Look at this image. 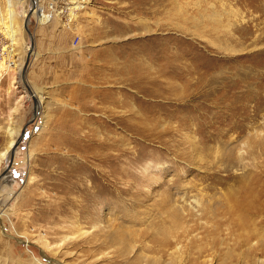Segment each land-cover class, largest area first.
Instances as JSON below:
<instances>
[{"label": "rangeland", "instance_id": "374dc122", "mask_svg": "<svg viewBox=\"0 0 264 264\" xmlns=\"http://www.w3.org/2000/svg\"><path fill=\"white\" fill-rule=\"evenodd\" d=\"M13 1L0 151L11 120L25 135L0 166V264H140L177 235L182 264L264 259V0H84L29 30ZM32 39L51 49L30 78Z\"/></svg>", "mask_w": 264, "mask_h": 264}, {"label": "bare ground", "instance_id": "6f19581e", "mask_svg": "<svg viewBox=\"0 0 264 264\" xmlns=\"http://www.w3.org/2000/svg\"><path fill=\"white\" fill-rule=\"evenodd\" d=\"M2 2L3 1L0 0V32L4 33L7 36L8 40L11 41V44L10 45L8 44L9 46L8 45L5 46L4 49L2 48L3 50H5V52L8 51L7 52L8 57L6 58L5 61L3 59H2V61H0V70L1 71L6 69V66L8 65V63H7L8 58H11L14 55L13 53L15 51V46H16V44H19V39H20V36H21V31H22V27L19 26L20 24H19V21H18L16 9H15L16 2H14L13 0H7L6 4H4ZM40 2H41L40 0H36V10L34 11L32 9L33 10V14L37 15L38 18H39V21H42L43 24L52 22L55 18L53 17L52 19H50V16L47 15L48 12H49V11L46 10L47 6H43ZM83 2H84V0L83 1L82 0L81 1L80 0H73L72 1V4H74V6H71L69 8V10H68V13L71 14L70 19H74L75 18V16L77 15V10L82 7L80 3H83ZM28 14H29L28 10H25L24 14H23V18H27ZM3 50L1 51V55H2ZM3 54H5V53H3ZM38 94H39L38 91H32V96H35V97L38 98V102L37 103H38V108L40 110V107L43 104V96H40ZM22 104H23L22 100L17 99L16 106L11 108L12 113L15 114L16 112H18V110H20L19 108H21ZM7 131L9 133V140L7 142L6 147L3 150L0 151V166L3 163V161H5V160L10 162L11 158H12V154L15 157L16 151H17V149L19 147L18 144L20 143V140L23 138V137L21 138V134L23 136V133H22V131L20 132V130L17 127V125H16L14 120L13 121L11 120L10 124L8 125ZM24 131H25V129L23 130V132ZM239 152L241 154V149H239ZM10 169H11V167H9V170L7 172H4V174L2 176L1 182H3L4 184L2 185L0 183V194H1V192L3 190H5L6 188L11 187L13 185L12 181L9 178V176L11 174ZM247 191H246V195L245 196H249L250 193L254 191V188L252 187L251 191H248V192ZM200 193L202 195H207V197L209 196V198L211 197V195L208 192H204V190L201 191ZM168 198H169V200H172L173 204L175 205L174 196H170ZM209 200H211V199H208L207 201H209ZM196 202H198V204H200V201L197 200V199H196ZM235 204H236L235 206L238 205L237 207L239 208V209L234 211L235 214H239L238 220L242 221L244 223L248 222V212L242 210L241 206L238 203L235 202ZM203 208H205V207H203ZM253 208L256 211H258V212L262 211L260 209L261 206L260 207L255 206ZM193 209H194V207L191 205V210H193ZM174 214H175L174 217L172 216L174 218L173 221L175 222V224H177V226H179L180 218H182L183 215H185V208H183L182 206L180 207L179 205H177L176 206V211H175ZM186 230H187V232L189 234L190 233L189 229H186ZM155 239L158 240L159 243H164V242L165 243H169V241H170L169 237H167V238H155ZM112 241H114L116 243V242H119L120 240H118V238H114V239H112ZM171 241H172L170 243L171 246L167 245V244H165V246L167 248H169V247L173 248V246L175 245V247L170 252H166V254H165L166 256H164V255H161V256H148L147 254H142V256H139V258H138V260H140L139 263L140 264H182L183 254L187 253L180 246V243L182 242V240L181 239L179 240V237L177 235L176 242L173 241V240H171ZM263 241H264V239H263ZM255 243H257V242H255ZM250 244H252V243H250ZM160 245H163V244H160ZM261 247H262V249H264V243L261 245ZM133 250H134V247L131 248L132 252H133ZM168 250H170V249H168ZM197 250H199V252L202 251V246L201 245L197 246ZM229 254H231V253H229ZM199 256H200V254H198V256H194V258H192V259L194 261H196L199 258ZM227 257H230V256L228 255ZM53 264H62V263L58 262V263H53ZM223 264H225V263H223ZM242 264H264V259H262V260H260V259H254V260L247 259L245 262H242Z\"/></svg>", "mask_w": 264, "mask_h": 264}, {"label": "built area", "instance_id": "2783aa9c", "mask_svg": "<svg viewBox=\"0 0 264 264\" xmlns=\"http://www.w3.org/2000/svg\"><path fill=\"white\" fill-rule=\"evenodd\" d=\"M46 2V0H44ZM33 10H36V0L32 1ZM47 6V11L50 16V19L53 17H63L65 21H67L66 15L68 14L69 8L73 5L70 0H48L45 4ZM47 13V12H46Z\"/></svg>", "mask_w": 264, "mask_h": 264}, {"label": "crops", "instance_id": "0c3cea01", "mask_svg": "<svg viewBox=\"0 0 264 264\" xmlns=\"http://www.w3.org/2000/svg\"><path fill=\"white\" fill-rule=\"evenodd\" d=\"M32 47H34L36 49H34V53H33L34 54V57H33V60H32L33 63L30 64V68L27 71L28 77H30V78L34 77L35 73L37 72V70H38V68H39V66L41 64V63H39L40 58H42L41 54L44 55L43 52L48 51L49 49H51V45L43 44V43H41V44L36 43V45H35V40H34V43H33ZM36 58H38V60L36 62H34L36 60Z\"/></svg>", "mask_w": 264, "mask_h": 264}, {"label": "water", "instance_id": "95a60500", "mask_svg": "<svg viewBox=\"0 0 264 264\" xmlns=\"http://www.w3.org/2000/svg\"><path fill=\"white\" fill-rule=\"evenodd\" d=\"M33 13V10H30V13L28 14V16H27V18H26V27H27V29L29 30V27H28V21H29V18H30V16H31V14ZM33 43H34V40L32 39V45H33ZM28 60H29V57H28ZM24 135H25V131L23 132V136L22 137H24ZM14 159V155L12 154V158H11V161ZM6 171V170H5Z\"/></svg>", "mask_w": 264, "mask_h": 264}]
</instances>
